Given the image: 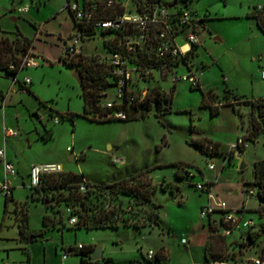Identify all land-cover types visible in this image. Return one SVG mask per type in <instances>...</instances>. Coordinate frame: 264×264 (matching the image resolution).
Listing matches in <instances>:
<instances>
[{
    "label": "rangeland",
    "instance_id": "rangeland-1",
    "mask_svg": "<svg viewBox=\"0 0 264 264\" xmlns=\"http://www.w3.org/2000/svg\"><path fill=\"white\" fill-rule=\"evenodd\" d=\"M66 3L67 0H0V31L19 32L29 39L35 38L34 52L41 58L37 66L21 72L32 80L34 95L24 96L23 107L17 104V112L22 116L19 124L25 128L23 130H28L34 140H39L34 141L31 148L27 147V159L42 157L59 163L65 172L82 175L92 183L112 182L148 170L152 184L157 185L151 202L160 206L159 221L169 229L170 234L160 235L157 226L93 230L70 228L66 217L56 213L59 210L55 204L47 210V230L39 234L45 205L27 197L28 188L16 185V203L10 201L4 208V196L0 194V264H79V256L75 253L69 254L65 260L62 258L63 249L78 245L93 249L102 247L103 257L113 258L115 264H149L143 255L149 250H159L162 245L168 264H207L200 239L208 222L207 218H201L199 207L201 202L207 203V196L195 192L193 185L217 177L212 192H217L228 206L240 207L245 203L246 207H256V197L247 196L244 189L251 187L253 161L264 156L263 138L255 144L247 143L245 151L240 156L235 155L232 163L224 167L222 155L211 157L199 153L189 143L202 136L219 143L221 151H224L229 142L235 144L237 140L234 132L235 127L240 125L239 117L227 109H222L218 115H210L209 109L201 106V91L212 90L214 95L220 97L223 94L227 100L231 99V95L223 91L226 86L238 95L254 98L264 95V81L259 76V66L264 63V33L250 17L255 7L264 6V0H161L165 6L177 5L195 13L196 20H204L206 31L200 32L202 44L196 51V66L192 69L198 75L200 88L190 90L186 82L173 85L171 75L160 80L154 74L151 84H156L168 96L173 93L171 113L163 117L156 114V110H163L168 103L166 101L158 108L150 104L148 116L144 119L97 122L102 119L94 114L95 121L76 116L73 121L65 119L55 124L50 118V110L80 115L83 107L81 88L73 76L78 67L62 63L59 58L60 47L65 43L71 44L79 34ZM25 5L29 6L26 13L18 14L10 10H18ZM35 28H39L40 32ZM79 42L85 57H90V54H85L90 52H97L99 54L96 55L102 57L104 50L99 32L94 38ZM19 56L20 53L17 54ZM184 73L187 70L180 67L176 75ZM149 90L145 91L146 95ZM36 98L44 105L40 106ZM225 98L218 101L225 102ZM37 108L46 130L52 131V137L46 141L40 139L44 127L33 114ZM68 147L72 148V152L67 151ZM207 148L204 147L205 151ZM111 155L123 158L125 162L113 165ZM69 156L73 157L72 161ZM210 161L215 166L214 170L208 169ZM178 163L194 172L190 184L186 183L187 179L175 176ZM241 163L245 167L239 170ZM163 181L179 184L180 190L174 193L162 191L160 184ZM24 203L31 235L23 238L16 220ZM146 213L142 208V217L128 224L145 226L148 221ZM245 218L252 219L256 225L264 223L263 218L251 211L245 213ZM238 236V232H233L226 239L225 263H230L232 253H236L240 242L234 239ZM258 251L254 248L240 254L256 257ZM152 264L165 263L154 260Z\"/></svg>",
    "mask_w": 264,
    "mask_h": 264
},
{
    "label": "trees",
    "instance_id": "trees-1",
    "mask_svg": "<svg viewBox=\"0 0 264 264\" xmlns=\"http://www.w3.org/2000/svg\"><path fill=\"white\" fill-rule=\"evenodd\" d=\"M69 0H67L68 2ZM132 3L142 2L141 0H131ZM161 1V0H159ZM255 20L257 28L264 33V6L255 7L253 12L250 14ZM203 21V20H202ZM75 25L79 28L80 41L94 38L99 32L104 55L107 52H111L112 44L107 37L112 35L111 32H103L95 29L91 26L81 27L74 21ZM204 28V27H202ZM11 37V39H10ZM33 48V40L22 36L19 32L10 34H0V72L6 75L17 73L18 71L9 72L7 69L8 64L11 61H17L20 56L28 53ZM83 52V50H82ZM17 53V54H16ZM69 59L61 58V62L67 65H75L78 67V71L81 75V94L83 107L82 114L77 115L74 113H59L54 110H50V118H57L58 122L62 120L70 119L74 120L76 116H82L89 121H95L94 114H97L102 121L97 122H111V121H123L128 122L137 119H144L148 116L149 105L154 104L155 107H159L162 103L168 101L162 111L156 110L157 115L162 113L170 112L168 107L171 101L172 95H166L156 84L151 86L148 85L147 89L149 93L145 95L142 102H136V105L131 108H127L126 104L120 105L119 107L106 108L105 100L107 93L111 92L112 89V78L108 77L105 70V64L101 61V57L97 55H90L85 57L83 53L79 56ZM142 60V58H141ZM182 60V59H181ZM157 70L158 65L152 63L151 65ZM197 86L193 89H199ZM173 92V88L171 89ZM201 106L208 107L211 115L218 113L219 104L232 106L234 112L242 117L243 113L240 110L241 105L249 108V121L247 132L241 138L242 144L238 147V153L241 152V148L244 142L255 143L258 139L263 138L264 146V96L258 98L244 99L237 95H231V101L227 100L225 96V102H215V95L212 90L207 92L201 91ZM226 93L230 94V91L225 90ZM105 98V100H104ZM44 103L40 102V106ZM122 109L127 112L125 119L106 118L108 113H112L114 110L118 111ZM51 131L44 130V136L42 140L50 139ZM190 145L203 153L211 156L208 152V148L212 147L211 153L216 149L215 146L206 139L192 140ZM207 146L205 151L204 147ZM177 171L175 176L179 179H187V177L180 174V170L183 165L178 163ZM149 171H142L137 174L131 175L128 178L108 183V184H96L86 181L83 183L85 186L84 192H79V185L71 183L72 174L68 172H62L56 175L43 176L41 178L40 186L35 188L29 187V192L32 199H37L45 205V214L42 216V227L39 230V234L44 233L47 230L49 220L47 210L52 209V205L55 204L57 207V214L65 218L68 221L69 215L66 213V209L72 210V215L77 217V223L70 228L74 229H102V228H116L118 226H129L135 228L153 227L157 226L159 229L164 230L158 223V210L160 206L152 204V196L157 189V185H153L150 178L148 177ZM253 178L249 183L252 188L255 189V197L257 199V208L251 212L257 213L260 218L264 219V159L258 160L254 163ZM175 186L163 181L160 184L162 191H172ZM195 188V186H194ZM196 190V189H195ZM203 193V192H202ZM11 200L10 196L4 197L5 208L7 203ZM109 207L110 209H106ZM61 208V209H60ZM142 208L146 210L147 224L145 226H138L135 223L128 224L133 220L137 221L138 217H142ZM6 213V210H4ZM140 214V215H139ZM139 215V216H138ZM21 237L27 236L28 233V214L25 208V203L21 205L19 218L16 220ZM208 224V223H207ZM209 234L205 245V259L208 264H214L215 262L225 263V252H226V238L228 236H221L216 233L217 229L208 224ZM239 233L237 240H239L238 248L236 253H232L233 261L241 251H250L252 249L259 248L262 244L261 258L264 259V223L256 225L249 229L237 230ZM233 233V232H232ZM83 247V246H82ZM248 247V248H247ZM67 252L75 253L79 256V264H97V262H91L89 253L93 248H82L76 249V247H70L63 249ZM235 251V250H234ZM233 251V252H234ZM103 264H113L111 258H102Z\"/></svg>",
    "mask_w": 264,
    "mask_h": 264
},
{
    "label": "built area",
    "instance_id": "built-area-1",
    "mask_svg": "<svg viewBox=\"0 0 264 264\" xmlns=\"http://www.w3.org/2000/svg\"><path fill=\"white\" fill-rule=\"evenodd\" d=\"M141 1L132 3L131 0H75L74 2L69 0L66 3V9L81 27L91 26L100 31L112 33L107 38L113 50L101 57L108 77L112 78L111 92L106 95V108L119 107L123 104L131 108L136 105V102H142L147 86H150L149 83L154 79V74H157L160 80H165L171 75L173 85L177 82H186L191 88L199 86L198 75L192 71L196 66L194 63L196 51L202 44L200 30L196 25V14L182 9H169L159 0ZM28 10L29 6L25 5L19 8L17 13L23 14ZM79 40L78 34L71 44L63 45V58L69 60L82 53ZM37 62L38 59L29 50L27 54L19 56L17 61H11L7 69L9 72H19L37 66ZM152 63L159 64L157 70L151 66ZM180 67H185L187 73L177 76V69ZM18 72L10 75L0 73L7 77L12 85L20 84L21 89L27 91L31 81L28 77L20 81L17 78ZM260 78L264 81V68L260 70ZM0 106H3V103ZM126 116L127 112L120 108L118 111L108 113L106 118L125 119ZM53 120L55 124L58 123L57 118ZM17 135V129L3 128L4 139L0 147L3 178L0 180V194L4 197L9 196L12 188L10 178L16 174L15 166L6 157L5 142L7 138ZM241 144L242 140L238 139L230 150L238 153V147ZM67 151L72 152V148L68 147ZM211 151L212 147H209L208 152L211 153ZM110 160L113 165L125 162L123 158L113 155L110 156ZM208 169H214L213 163H208ZM62 172L64 169L59 163L33 164L28 173L29 187H39L43 176ZM180 174L189 180L195 176L193 171L185 167H182ZM83 183L78 184L79 192L85 191ZM194 186L197 191L207 196V203L200 208L201 218H207L208 224L215 227L219 235L226 237L234 231L255 226L252 219L241 217L242 210H229L219 196L211 191L209 183H199ZM244 193L251 197L255 196L256 191L250 187L245 188ZM66 213L69 215L67 224L74 226L77 223V217L72 215L70 208L66 209ZM262 247L263 244L258 248L256 257H243L238 254L230 263L215 262L214 264H264V259L260 256ZM82 248L81 245L76 247L78 250ZM69 254L63 250L62 258L65 260ZM154 256L155 252L151 250L146 253L148 260H152ZM97 264H103V262L100 260Z\"/></svg>",
    "mask_w": 264,
    "mask_h": 264
},
{
    "label": "crops",
    "instance_id": "crops-1",
    "mask_svg": "<svg viewBox=\"0 0 264 264\" xmlns=\"http://www.w3.org/2000/svg\"><path fill=\"white\" fill-rule=\"evenodd\" d=\"M166 7H169V6H167L166 5ZM185 7H186V5H185ZM170 8H172V10L173 9H175V10H177V9H182L181 7H179V6H172V7H169V9ZM13 13H17V10L15 9V8H11L10 9ZM183 10V9H182ZM29 11V10H28ZM27 11V12H28ZM19 14V13H18ZM12 19H14V18H12ZM196 21H202V19H200V20H196ZM255 21V20H254ZM203 23H204V20H203ZM199 28V30H200V32H205L206 31V29H205V26H204V28H202V27H198ZM36 29V31L37 32H40L39 31V28H35ZM9 33V32H5V31H0V34H2V33ZM11 34V33H10ZM201 37V36H200ZM35 41V38L33 39V42ZM201 43H202V38H201ZM35 45H36V43H34L33 44V48L31 49L32 50V52H33V54L35 55V57L37 58V59H39L40 58V56H39V54H37V53H35L34 52V50H35ZM82 46V45H81ZM82 50L84 51V49H83V46H82ZM62 52H63V46H61L60 47V54H59V58L61 57V58H63V54H62ZM84 53V52H83ZM85 54H90V55H96V54H99V53H97V52H90V53H85ZM41 59V58H40ZM262 68H264V63H262V64H260V66H259V72H260V70L262 69ZM27 69V68H26ZM22 71H24V69L23 70H21V71H19L18 72V74H17V78L21 81L24 77H28V76H25V75H21V72ZM260 76V75H259ZM29 78V77H28ZM30 79V78H29ZM261 79V78H260ZM30 81H31V83H30V85H28L27 86V91H23L22 89H21V86H20V84H15V85H12L11 84V82L9 81V79L7 78V77H5L3 74H1L0 73V104H2L3 103V106H0V147L2 146V144H3V139H4V136H3V128L4 127H6V128H12V127H17V130H18V135L17 136H13V137H9V138H7V140H6V142H5V152H6V157H7V159L15 166V169H16V174L14 175V176H12L11 178H10V182H11V184H12V188H11V192H10V194H9V196L11 197V202H15L16 203V201H15V199H14V190H15V186L16 185H18V186H22L23 188H28V190H29V180H28V173H29V168H30V166L31 165H33V164H40V163H54V162H51V161H49L48 159H43L42 157H37V159L38 160H30L29 161V159H27L28 158V156H27V154H28V152H27V147L28 148H31L32 147V144H33V142L34 141H39L38 139H36V140H34V137L30 134V133H28V130H23V128H22V124H19V122L21 123V120H19V118L21 119L22 118V116H21V114H19V112H17V104H20V106L21 107H23L22 105V102H23V98H24V96L25 95H27V96H29V95H34V91L33 90H31V86H32V80L30 79ZM224 81V80H223ZM199 86H200V81H199ZM172 89V88H171ZM228 90V91H230V94L229 95H237V96H239V97H242V98H244V99H250V98H254V97H248V96H244V95H238V94H236L232 89H229L227 86L226 87H224V92H225V90ZM226 93V92H225ZM227 94V93H226ZM225 96V95H224ZM264 96V95H263ZM263 96H260V97H263ZM223 97V94L219 97V96H216L215 95V99L217 100V101H215V102H219L218 101V99L220 98H222ZM37 100H38V98H36ZM255 99V98H254ZM231 100V99H230ZM40 102L41 101H39L38 100V104L40 105ZM41 103H43V102H41ZM172 103H173V93H172V98H171V101L169 102V104H168V107L170 108V112H168V113H162V117L164 116V115H167V114H169V113H171L172 112ZM221 103H223V102H221ZM20 107V108H21ZM205 108H207V109H209L208 107H205ZM222 109H227V110H230L231 112H232V114H235V115H237L235 112H234V110H233V108H232V106H230V105H221V104H219V107H218V113H216V114H214V115H218L219 113H221L223 110ZM16 110V111H15ZM240 110L242 111V113H243V116L242 117H239L238 115V117H239V119H240V125H237L236 127H235V129H236V132H234L235 133V137H236V139L238 140V139H241L242 137H243V135L247 132V129H248V119H249V108H246L244 105H241V107H240ZM209 112H210V109H209ZM68 113H71V112H68ZM33 114L34 115H36V117L38 118V119H40V121H41V123H42V120H41V118H40V116H39V114H38V108L37 109H35L34 111H33ZM210 115H211V113H210ZM42 125H43V127H44V130H46V126H45V124H43L42 123ZM25 129V128H24ZM232 130H234V129H232ZM23 131H25V133L23 132ZM51 131V130H50ZM23 132V133H22ZM42 136H44V134L42 135ZM51 137H52V131H51ZM202 138H204V139H206L207 141H210L214 146H215V148H216V152L215 153H210L209 152V154L211 155V157H212V155H217V154H220V155H222L223 157H222V160H223V162H222V167H224V166H226L227 164L229 165V164H231L232 163V161H233V158L235 157V155H237V156H240L241 155V153L242 152H244L245 151V146H246V144H247V142H244V145L242 146V150H241V152L240 153H237V152H233V151H231L230 150V148H231V146L233 145V143H231V142H229L227 145H226V148H227V150H224V151H221V145L219 144V143H217V142H214V141H212L211 139H207L206 137H202V136H198V138H196V139H202ZM40 139H41V137H40ZM42 140V139H41ZM47 140V139H46ZM46 140H44V141H46ZM236 140V141H237ZM260 139H258L257 140V142L259 141ZM257 142H255V143H257ZM255 143H253V144H255ZM262 144H263V141H262ZM109 149H110V147H109ZM229 152H232L231 154H229ZM199 153H203V152H201L200 150H199ZM72 159L73 160V157L72 156H69V159ZM261 159H264V156H263V158H261ZM261 159H257V160H254L253 161V164H252V169H253V165H254V163L256 162V161H258V160H261ZM71 160V161H72ZM42 161V162H41ZM44 161V162H43ZM211 162V161H210ZM211 163H213V162H211ZM214 165V164H213ZM63 169H64V167H63ZM214 169H215V166H214ZM213 169V170H214ZM200 175H202V172L200 171ZM84 177V176H83ZM3 178V170H2V163H1V161H0V180ZM85 178V177H84ZM215 178V180H207L206 182L207 183H209L211 186H210V189H211V191H212V189L213 188H215V183H217V182H215L216 181V179H217V177H214ZM122 179H124V178H121V179H119V180H122ZM119 180H114V181H112V182H116V181H119ZM87 181H89L88 179H87ZM252 181V180H251ZM90 182V181H89ZM112 182H105V183H100V184H108V183H112ZM166 182V181H165ZM191 182V181H190ZM92 183V182H91ZM95 183V182H94ZM167 183H169L170 185H172V186H175L174 188H173V190L171 191L172 193H174V192H177V191H179L180 190V185L179 184H177V183H171L170 181L169 182H167ZM186 183H188V184H190L189 183V180H186ZM96 184H99V183H96ZM193 185V184H192ZM194 186V185H193ZM216 186H217V184H216ZM194 191L196 192L197 190H195V188H194ZM213 193L214 194H216V195H218L219 196V198L225 203V205H226V207L229 209V210H233V209H238V210H242V214H241V217L243 218V219H246L245 218V213H247V212H249V211H253V210H255L256 208H257V206L256 207H254V208H249V207H246L244 204L245 203H243L240 207H237V206H235L234 208H232V207H230V206H228V204L225 202V200H223L222 198H221V196L217 193V192H215V191H213ZM27 197H31V195H30V192H29V194L27 193ZM30 195V196H29ZM9 201V202H10ZM18 203V202H17ZM20 203V202H19ZM205 204V201L204 202H201L200 204H199V207L201 208V206L202 205H204ZM4 208H5V202H4ZM5 210V209H4ZM45 214V213H44ZM43 214V215H44ZM158 214H159V210H158ZM157 220H158V223L160 224V226L164 229V230H166V231H162V229H159L160 230V235H169L170 234V231H169V229H167V227H165L163 224L161 225V223H160V221H159V217L157 218ZM28 231H29V234L28 235H31V231L29 230V227H28ZM236 231H234V233H235ZM208 234H209V228H208V224H207V227H206V229H205V232H204V235L201 237V239H200V244L201 245H203V249L205 250V245H206V242H207V239H208ZM231 235V234H230ZM230 235H228V237L230 236ZM21 237V236H20ZM228 237L226 238L227 240H228ZM234 240H237V239H234ZM231 241V240H230ZM150 251V250H149ZM152 251V250H151ZM154 251V250H153ZM143 257H144V259L146 260V262L147 263H149V264H152L153 263V261L154 260H158L159 262H161V263H165V264H168V257H167V254H166V252H165V248H164V245H162L160 248H159V250H155V256H154V258L152 259V260H148L147 258H146V254H145V256L143 255ZM204 257H205V254H204ZM67 258H68V256H67ZM66 258V259H67ZM102 258H103V255H102ZM105 258H111V257H105ZM112 259V263L113 264H115L114 263V260H113V258H111ZM205 262L207 263V261H206V259H205ZM3 264H6V263H3ZM208 264V263H207Z\"/></svg>",
    "mask_w": 264,
    "mask_h": 264
},
{
    "label": "water",
    "instance_id": "water-1",
    "mask_svg": "<svg viewBox=\"0 0 264 264\" xmlns=\"http://www.w3.org/2000/svg\"><path fill=\"white\" fill-rule=\"evenodd\" d=\"M196 25L198 27H202L203 22L202 21H197ZM73 76L76 78V80H77V82H78V84L80 86L82 78H81V75H80L79 71L75 70ZM69 160L71 161L72 159L70 158ZM244 167H245V165L243 163H241V165L239 166V170H242ZM86 181H87V179L84 178L82 175H73L72 178H71V183L74 184V185L81 184V183L86 182ZM89 256H90V261L91 262H97V261L102 260V247L94 248L89 253Z\"/></svg>",
    "mask_w": 264,
    "mask_h": 264
},
{
    "label": "flooded vegetation",
    "instance_id": "flooded-vegetation-1",
    "mask_svg": "<svg viewBox=\"0 0 264 264\" xmlns=\"http://www.w3.org/2000/svg\"><path fill=\"white\" fill-rule=\"evenodd\" d=\"M202 22H203V21H202ZM202 27H204V23H203Z\"/></svg>",
    "mask_w": 264,
    "mask_h": 264
}]
</instances>
